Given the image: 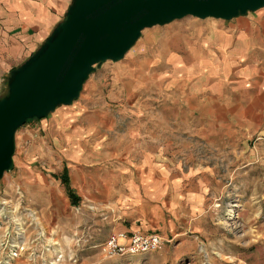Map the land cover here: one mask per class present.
<instances>
[{"label":"rangeland","instance_id":"1","mask_svg":"<svg viewBox=\"0 0 264 264\" xmlns=\"http://www.w3.org/2000/svg\"><path fill=\"white\" fill-rule=\"evenodd\" d=\"M223 21L186 16L143 29L121 60L89 75L78 98L19 127L13 166L0 179V264H121L101 247L95 262L80 261V232L64 239L51 227L70 206L66 195H47L51 207L39 213L18 183L32 170L52 181L64 165L81 197L77 216L116 202L104 183L116 191L148 180L131 205L162 238L150 253L169 257L157 264H264V116L223 110L236 95L202 60Z\"/></svg>","mask_w":264,"mask_h":264},{"label":"crops","instance_id":"2","mask_svg":"<svg viewBox=\"0 0 264 264\" xmlns=\"http://www.w3.org/2000/svg\"><path fill=\"white\" fill-rule=\"evenodd\" d=\"M69 2L70 0H0V92L8 71L23 62L42 43L64 16ZM222 25L224 28L215 33L214 39H211L212 55L202 59L210 64L212 69L217 71L221 69V75L226 78L227 86L236 95L234 99L222 100L221 108L227 113L230 110L238 111L237 116L241 117L262 118L264 116V7L223 21ZM66 113L65 110L58 111L52 119L55 123L65 122ZM245 127L249 126L245 124ZM65 166L69 169L67 165ZM19 174L20 187L29 201L35 203L39 213H46L51 207L48 196L55 198L58 195L62 199L65 198L64 186L60 181L55 178L49 180L44 172L32 170L29 173L30 178H22L21 172ZM103 186L105 196L118 198L115 203L106 205V211L91 217L85 214L77 216L71 209V204L69 208L64 205L65 215L52 222L53 233L59 232L64 239L72 232H80L79 256L83 263L87 259L93 262L97 260L102 253L100 246L110 233L155 232L148 230V226L140 221V217L133 214L141 213L140 209H137V204L131 205L132 198L140 197L142 191L150 188L148 180L142 178L138 182L128 180L121 190L116 191L110 190L105 183ZM71 187L76 191L72 185ZM56 212L62 213L61 210L55 209L54 213ZM85 212L87 211H83ZM54 219L57 217H53ZM117 256L121 264L123 262L157 264L166 261L169 257L160 251L126 253ZM110 259L116 258L110 257Z\"/></svg>","mask_w":264,"mask_h":264},{"label":"water","instance_id":"3","mask_svg":"<svg viewBox=\"0 0 264 264\" xmlns=\"http://www.w3.org/2000/svg\"><path fill=\"white\" fill-rule=\"evenodd\" d=\"M262 7L264 0H71L38 48L6 74L0 179L13 166L19 127L78 98L89 75L105 61L121 60L143 29L186 16L231 20Z\"/></svg>","mask_w":264,"mask_h":264},{"label":"built area","instance_id":"4","mask_svg":"<svg viewBox=\"0 0 264 264\" xmlns=\"http://www.w3.org/2000/svg\"><path fill=\"white\" fill-rule=\"evenodd\" d=\"M161 239L157 233L140 231H132L130 233L113 232L108 235L100 247L109 256L126 253H145L158 249ZM61 256L58 255L57 259ZM49 264H52V261H49Z\"/></svg>","mask_w":264,"mask_h":264},{"label":"trees","instance_id":"5","mask_svg":"<svg viewBox=\"0 0 264 264\" xmlns=\"http://www.w3.org/2000/svg\"><path fill=\"white\" fill-rule=\"evenodd\" d=\"M28 120H30V119H28ZM53 177H55L56 179H59L60 183L64 186V190H65L66 196H67L70 204L72 206H78L80 201H81V198H80V196H78L76 191L71 187L67 167L64 165L61 172L59 174H53Z\"/></svg>","mask_w":264,"mask_h":264},{"label":"bare ground","instance_id":"6","mask_svg":"<svg viewBox=\"0 0 264 264\" xmlns=\"http://www.w3.org/2000/svg\"><path fill=\"white\" fill-rule=\"evenodd\" d=\"M95 66V65H94ZM42 119V118H41Z\"/></svg>","mask_w":264,"mask_h":264}]
</instances>
